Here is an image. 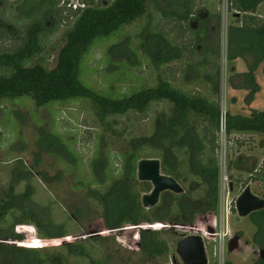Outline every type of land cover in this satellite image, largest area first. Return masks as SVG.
<instances>
[{"label": "rangeland", "instance_id": "1", "mask_svg": "<svg viewBox=\"0 0 264 264\" xmlns=\"http://www.w3.org/2000/svg\"><path fill=\"white\" fill-rule=\"evenodd\" d=\"M71 1L75 4L83 2L0 0V25L7 34H0V54L13 52L24 43L26 28L43 19L44 8L57 4L58 8L66 10V16L69 14L66 6ZM111 1L95 0L99 4ZM195 1V20L191 25L194 30L205 29L207 35L206 42L197 45V51H191L194 36L180 30L176 21L164 17L161 12L173 11V2L160 3L159 9L151 3L144 19L96 48L88 62L87 82L99 92L118 96L158 85L161 80H169L192 93L205 90V85L195 87L188 83L197 76L191 64L200 62L201 51L210 46L220 54L219 95L223 113L250 116L253 110L264 112V63L255 74L260 89L250 102L253 87L246 86L244 74L240 72H248L256 58L247 55L242 61L229 60L236 52V47H231L229 26L238 13L231 9L229 0ZM57 25L52 23L50 16V31L42 39L44 51L34 64L49 69L56 66L65 44L64 33L71 23ZM149 30L186 48L181 60L162 67L158 66L161 60L153 63L141 49V39L148 38ZM113 46L116 47L109 51ZM114 73L120 78L112 79ZM4 74L6 72L0 70V75ZM165 110L164 106L156 105L146 115L115 117L105 130L97 123L90 105L84 102L39 109L32 100L26 99L0 106V196L12 185L24 210L34 213L41 221L52 222L58 229L62 226L66 234L65 240L50 241L39 237L35 228L29 225L24 230L29 248L45 254L49 264H55L60 257L66 258V264H173L174 256L181 262L177 254L178 243L187 236L200 235L205 242L209 240L208 244L214 243L212 255L206 248L209 264H258L262 256L255 243V235L259 232L255 224L258 218L239 217L236 203L248 186L253 194L264 198V181H252L257 172H264V134L227 137L223 131L218 137L220 183L215 238L207 225L209 217L199 218L190 226L164 219L172 204L170 192L164 193L160 203L152 208L156 209L159 219L148 221L138 233L130 228L122 229L123 232H106L101 207L89 196L94 190L110 186L108 174L113 177L111 180L121 177L125 156L156 135L160 130L156 117ZM56 136L60 142L44 141ZM237 163L244 171L236 169ZM183 188V201L189 202L195 211L202 210L199 186H194V190ZM1 226L6 229L9 225L2 223ZM142 231L159 234L161 249H166L163 256L154 260L145 256L140 247ZM69 245L80 249L69 251ZM8 263L7 258H0V264Z\"/></svg>", "mask_w": 264, "mask_h": 264}, {"label": "trees", "instance_id": "2", "mask_svg": "<svg viewBox=\"0 0 264 264\" xmlns=\"http://www.w3.org/2000/svg\"><path fill=\"white\" fill-rule=\"evenodd\" d=\"M83 2L87 5L86 9L72 12L66 8L69 11L66 16V10L58 8L57 4L44 8L43 19L26 28L24 43L13 52L0 54V70L6 72L0 75V106L6 103L17 104L26 99L32 100L39 109L84 102L90 105L97 123L105 130L112 125L111 120L115 117L146 115L156 105L164 106L167 110L156 117L160 123V130L156 135L145 144L140 143L125 156L120 178L111 180L113 177L108 174L107 182L110 181V186L94 190L89 197L101 207L106 232H123L130 228L138 233L148 221L159 219L156 209L147 210L142 205L143 196L151 192L152 186L150 183L138 181V164L142 160L157 159L161 161L164 175L173 177L188 189L194 190L193 187L198 185L203 202L202 210L195 211L189 202L183 201L185 195L172 194V204L164 219L178 225L190 226L199 218L209 217L207 225L212 229V236L215 238L220 183L218 137L223 132V112L219 95L220 54L213 47L205 46L199 55L200 62L191 64L190 67L197 71V76L188 85L196 87L202 84L206 87L205 90L194 93L178 88L169 80H161L158 85L141 88L123 96L116 93L105 94L95 90L87 82L86 74L88 62L96 48L122 34L126 27L144 19L151 3L159 9L160 3L173 2V11L161 12L164 17L176 21L180 30L194 36L191 40V51H197V45L205 43L207 35L205 29L196 31L191 25L195 20L193 8L196 1L113 0L104 4L96 3L95 0ZM229 3L231 9L238 13L235 16L243 15V25L230 32L231 45L236 41L238 52L229 56V60L234 61L246 54L256 58L255 64L249 66V71L244 74L246 86L253 87L249 97L252 102L260 89L255 74L264 63V19L256 16L264 0H229ZM50 16L52 23L58 24V27L62 23H71L64 33L65 44L58 55L56 66L52 69L34 64L44 51L42 39L50 31ZM0 34L7 35L1 25ZM141 42L142 51L153 63L156 60L162 61L158 63L159 67L179 62L186 49L175 45L163 34L152 33L150 30L148 38L141 39ZM115 47L109 48V51L112 52ZM185 72L187 75L189 70ZM111 78L120 77L114 73ZM224 131L227 137L235 134L263 135L264 112L253 110L250 116L228 112L225 115ZM55 140L60 142L58 136L44 141ZM238 163L236 169L244 171ZM263 176V171L257 172L252 181L263 182ZM252 218H258L255 224L259 232L255 235V243L262 253L258 264H264V210L253 214ZM2 223L9 225L8 228H3ZM29 225L43 239H66L62 226L58 229L52 222L41 221L34 213L24 210L15 188L10 185L0 196V258H7L8 264H49L45 254L29 248L26 244L24 230ZM140 235V247L149 260L165 254L166 249H161L158 233L142 231ZM208 241L206 239L205 245L212 255L214 243L208 244ZM68 247L69 251L80 249L79 246ZM66 263V258L60 257L55 264Z\"/></svg>", "mask_w": 264, "mask_h": 264}, {"label": "water", "instance_id": "3", "mask_svg": "<svg viewBox=\"0 0 264 264\" xmlns=\"http://www.w3.org/2000/svg\"><path fill=\"white\" fill-rule=\"evenodd\" d=\"M138 181L147 182L153 186L152 192L142 198V205L147 210L155 208L160 203L161 196L166 192L175 195L185 193V189L176 179L162 173L161 161L157 159L139 162ZM236 210L239 217L249 218L264 210V198L253 194L251 186H248L239 196ZM177 254L181 262L174 256L173 264H209L205 241L200 235H190L183 238L178 243Z\"/></svg>", "mask_w": 264, "mask_h": 264}, {"label": "crops", "instance_id": "4", "mask_svg": "<svg viewBox=\"0 0 264 264\" xmlns=\"http://www.w3.org/2000/svg\"><path fill=\"white\" fill-rule=\"evenodd\" d=\"M264 3L262 4V5H260L259 6V8H258V10H257V12H256V16L257 17H259V18H261V19H264ZM243 15L242 16H234V19H233V21H232V23L230 24V28H231V30H233V29H236V28H238V27H241L242 25H243ZM200 29V28H199ZM197 31V30H196ZM233 45L236 47V41L231 45V47H232V49H234V47H233ZM238 52V50H237V48H236V52H235V54ZM247 55L248 56H251V58L252 57H254L253 55H251V54H246L245 56H243V57H239V58H237L236 60H234V61H242V60H244L245 59V57H247ZM262 65V64H261ZM264 65V64H263ZM241 74H246L247 72H240Z\"/></svg>", "mask_w": 264, "mask_h": 264}, {"label": "built area", "instance_id": "5", "mask_svg": "<svg viewBox=\"0 0 264 264\" xmlns=\"http://www.w3.org/2000/svg\"><path fill=\"white\" fill-rule=\"evenodd\" d=\"M66 5V3H65ZM87 5L84 2H77L76 4L74 3V1H71L70 3L67 4L66 8L72 12H76L79 10H84L86 9ZM223 112V111H222ZM225 115L226 113H223V120H222V127H223V131H224V127H225Z\"/></svg>", "mask_w": 264, "mask_h": 264}]
</instances>
